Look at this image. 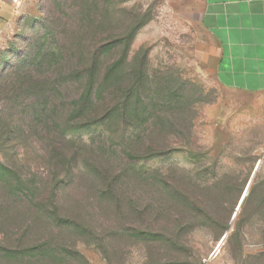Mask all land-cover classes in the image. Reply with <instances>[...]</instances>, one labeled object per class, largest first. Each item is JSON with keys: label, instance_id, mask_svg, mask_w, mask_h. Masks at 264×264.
Wrapping results in <instances>:
<instances>
[{"label": "rangeland", "instance_id": "rangeland-1", "mask_svg": "<svg viewBox=\"0 0 264 264\" xmlns=\"http://www.w3.org/2000/svg\"><path fill=\"white\" fill-rule=\"evenodd\" d=\"M23 6L0 46V244L26 251L0 264H264V97L218 84L183 0ZM53 55L98 84L113 68L87 110L122 111L63 136L84 123L77 82L50 112L18 107Z\"/></svg>", "mask_w": 264, "mask_h": 264}, {"label": "crops", "instance_id": "crops-1", "mask_svg": "<svg viewBox=\"0 0 264 264\" xmlns=\"http://www.w3.org/2000/svg\"><path fill=\"white\" fill-rule=\"evenodd\" d=\"M24 0H0V46ZM183 15L205 38L218 84L264 97V0H183Z\"/></svg>", "mask_w": 264, "mask_h": 264}, {"label": "trees", "instance_id": "trees-1", "mask_svg": "<svg viewBox=\"0 0 264 264\" xmlns=\"http://www.w3.org/2000/svg\"><path fill=\"white\" fill-rule=\"evenodd\" d=\"M136 31H133V33ZM127 39L125 40H119V43H124L126 42ZM112 43V42H110ZM105 44L103 50L100 51V49H96L95 51H93L92 53V60H93V64L96 66L97 62L99 61L100 57L103 56V54H105L107 52L108 46L111 44ZM42 52V49H40L38 51V55H40ZM124 54L121 56L120 60L117 62V65L119 63L122 62V60L124 59L125 55L127 54L126 51L123 52ZM43 61V58L42 60ZM76 66H78V64H76ZM38 67L42 68L44 71H50L51 75L48 76L46 79H44V82L42 84H40V86H37V88H39V90H36V87H33L31 85H27V82L25 81V85L24 84H20V86L18 87V95L17 98L15 100L16 104L21 100V99H25V100H29L32 102V97H36L37 101H40V105L44 106V111H48L50 112V109H53L55 106V103L53 102V100L59 99V97L61 96L60 92H62L65 87L67 86L68 82H77L76 84H80V86H83V91L81 92V94L79 95V98L77 99V101L74 103L77 107V111H75V113L77 112V115L73 117V119H79L81 118L82 123L79 126H76L75 128H64L62 126L61 123V115L58 116V121H59V125L61 127H63L60 132L61 135H66L67 132L69 131H73L76 129H82L85 128L87 126H95V125H99L105 121H107L112 115H114L115 112H120L122 111L121 107L122 106H118V104L114 105V108H110L108 110H104L105 113H101V114H94V115H89L91 114V110H87V105L90 104H94V102L97 103V100L101 99L102 96V89L104 87V85L112 78L113 75V71L112 69L108 70L105 72V74L103 75V78L101 80V82L98 84V74L97 72L94 71V67L89 68L87 74L84 76L82 74V72H75L74 69H66V71H70L68 74H63V71L65 69V67L62 65H60L58 63V60H56V58L54 57V55L48 59V63L46 66L43 67V65L38 64ZM116 67V65L114 66V68ZM23 73H25V70H22ZM98 84V86L96 87V85ZM11 91V90H10ZM36 91V92H35ZM55 92V93H54ZM54 93V94H53ZM57 95L52 97L53 95ZM27 96V98H26ZM59 96V97H58ZM132 94H130L128 96V98H131ZM126 98V97H125ZM62 99V98H61ZM115 100L117 99L118 101H122L124 100L123 95H116V97L114 98ZM24 102L22 101L21 103H18L17 106L18 107H22L24 106ZM33 103V102H32ZM124 106V104H123ZM54 108V109H55ZM74 111V110H73ZM74 113V114H75ZM62 114V113H61ZM73 119H71L70 121H72ZM18 250H14V252L11 250H8V248H6L3 244H0V252L4 253L5 255H7L8 258H12L10 256V254H16ZM22 251H26V250H20L18 251V253H20V255L23 253ZM28 251V250H27Z\"/></svg>", "mask_w": 264, "mask_h": 264}, {"label": "water", "instance_id": "water-1", "mask_svg": "<svg viewBox=\"0 0 264 264\" xmlns=\"http://www.w3.org/2000/svg\"><path fill=\"white\" fill-rule=\"evenodd\" d=\"M258 168H259V165H258V167L256 168L255 172L258 170ZM250 183H251V182H250ZM250 183H249V185H248V187H247V189H246V191H245V194L243 195V197H242V199H241V201H240V204H239V207H238V211H239V209L242 207V205H243V203H244V201H245V198H246V196H247L248 189H249V187H250ZM225 239H226V236L223 237V239H222V241L220 242L218 248L222 245V243L225 241Z\"/></svg>", "mask_w": 264, "mask_h": 264}]
</instances>
